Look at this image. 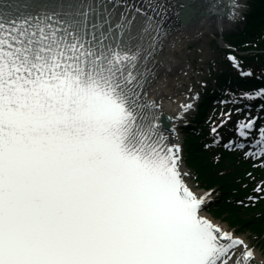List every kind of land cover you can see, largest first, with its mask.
I'll list each match as a JSON object with an SVG mask.
<instances>
[{
    "label": "snow or ice",
    "instance_id": "6c2138e0",
    "mask_svg": "<svg viewBox=\"0 0 264 264\" xmlns=\"http://www.w3.org/2000/svg\"><path fill=\"white\" fill-rule=\"evenodd\" d=\"M140 12L0 3V264H250L252 249L202 214L206 194L143 91L164 32L143 13L134 42Z\"/></svg>",
    "mask_w": 264,
    "mask_h": 264
},
{
    "label": "trees",
    "instance_id": "16d2710c",
    "mask_svg": "<svg viewBox=\"0 0 264 264\" xmlns=\"http://www.w3.org/2000/svg\"><path fill=\"white\" fill-rule=\"evenodd\" d=\"M248 9L247 22L243 29L236 34L230 33L228 37L229 41L236 45H246L248 48L242 49H250L253 54L250 62L248 60L247 62L251 66H259L260 63L264 64V0H251ZM227 68L230 70L229 65ZM221 79H223L222 83L226 82L224 73H219L215 82ZM235 83L244 86L249 85L248 83L255 85L258 81L236 79ZM205 107L206 105L200 106L199 112L193 119L197 125L203 117ZM204 129L206 130V127ZM195 130L190 127L183 141L185 163L195 174L200 186L218 187L219 200L209 209L215 216L221 217L238 230L253 231L264 243V200L255 202L254 205L246 204L245 195L255 189V181L246 175L251 170L249 162L246 163L236 153L225 150H220L221 155L216 157L211 149L205 148L204 134L200 135ZM259 173L264 175V172L259 169L254 171V174L259 175Z\"/></svg>",
    "mask_w": 264,
    "mask_h": 264
},
{
    "label": "bare ground",
    "instance_id": "6f19581e",
    "mask_svg": "<svg viewBox=\"0 0 264 264\" xmlns=\"http://www.w3.org/2000/svg\"><path fill=\"white\" fill-rule=\"evenodd\" d=\"M105 1V0H104ZM110 3H112V0H108ZM8 2V1H7ZM38 0H14L12 1V5L19 10V8H26L31 9L36 6ZM0 3H4V0H0ZM131 4L133 8L139 7L142 9V12L137 13V16L142 17L143 13H149L153 15V18L157 20L158 23L161 24V26H167L169 23V33L164 39V41L160 44L161 49L159 51V59L156 62L154 69L151 70L148 79L149 82L146 85L145 91H147V98L154 100L158 105L161 111H164L165 113H170L171 117H169V123L172 124V131H169L166 133V138L170 143L176 142L177 139L181 136L182 127H180V121L183 115L186 113V111L189 109V105L193 103L192 100H186L184 97L179 96L176 98L175 95L168 89V86L173 81V76L178 72L181 71L183 66L181 65V58L176 53L178 51V48L180 47V44L184 42L186 39L194 38L198 34H203L207 30H210L212 26L215 24L219 26L223 21L222 18H211L206 19L203 17H197L194 21L191 20L192 23H187L186 25H181V27H178L179 21L175 19V16H172V11H170V17H166L167 14H165L164 10L167 11L168 7H174L175 4H183L185 3V0H121V4ZM239 0L234 1L232 8L233 10L227 15V18H230L234 16L236 13H238L239 9ZM73 3H71V6H74ZM121 4H118L121 6ZM232 5V6H233ZM185 6V4L181 5ZM179 6V7H181ZM172 9V8H171ZM151 11H154L151 13ZM159 13V16L165 14V17H156L154 13ZM168 12V11H167ZM169 13V12H168ZM190 21V22H191ZM175 22V23H174ZM190 24V25H189ZM184 105L185 107H181ZM179 114V115H177ZM180 168L182 171H186L185 167L180 161ZM185 181L188 183V185L192 188L193 191H197L190 180L188 176L184 177ZM208 218L212 219L209 215H207ZM213 220V219H212ZM218 224L221 225L222 228L227 230L226 226L220 222L215 221ZM229 231V230H228ZM231 232V231H230ZM241 239L242 237L239 236ZM244 240V239H242ZM239 246L235 249V252H237ZM253 257L251 258V262L253 264H264L263 257L260 256L258 252L252 251ZM253 260V261H252ZM227 264H235V259L233 258L231 261H228Z\"/></svg>",
    "mask_w": 264,
    "mask_h": 264
},
{
    "label": "rangeland",
    "instance_id": "374dc122",
    "mask_svg": "<svg viewBox=\"0 0 264 264\" xmlns=\"http://www.w3.org/2000/svg\"><path fill=\"white\" fill-rule=\"evenodd\" d=\"M238 4L240 10L237 15L230 19L232 23H226L219 27L213 26L212 29L206 30L203 34H198L194 38L186 39L180 44L176 54L180 56L183 68L180 72L178 71L175 74L173 81L168 86V89L173 95L176 97L182 95L188 99L189 97L195 96V101L197 102V91L203 83L208 67L207 63L214 51L212 44H210V38L214 33L216 34L219 29L222 30L224 27H229L237 21L241 15L242 8H244L245 0H239ZM218 43H221V41ZM219 107L221 108V106ZM229 114L230 112H226L219 115L222 116L223 119L228 120L233 116ZM242 235L246 238L249 248L252 249V251L258 252L264 259V252L261 250V247L258 246L255 236L249 233H244Z\"/></svg>",
    "mask_w": 264,
    "mask_h": 264
},
{
    "label": "water",
    "instance_id": "95a60500",
    "mask_svg": "<svg viewBox=\"0 0 264 264\" xmlns=\"http://www.w3.org/2000/svg\"><path fill=\"white\" fill-rule=\"evenodd\" d=\"M165 126H166V124H165Z\"/></svg>",
    "mask_w": 264,
    "mask_h": 264
}]
</instances>
